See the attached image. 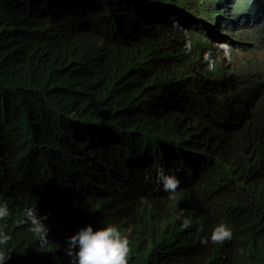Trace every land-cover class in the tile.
Returning <instances> with one entry per match:
<instances>
[{"label":"trees","instance_id":"obj_1","mask_svg":"<svg viewBox=\"0 0 264 264\" xmlns=\"http://www.w3.org/2000/svg\"><path fill=\"white\" fill-rule=\"evenodd\" d=\"M251 1L237 0V10ZM205 12L214 13L209 0H0L5 264H60L72 223L86 220L127 234L129 264H264V98L256 113L248 102L264 86V61L229 70L223 52H206L208 26L197 20ZM131 130L179 143L176 175L220 186L219 206L140 194L127 180L136 164L118 171L102 137ZM35 207L47 216L44 247L20 223ZM217 222L231 240L211 242Z\"/></svg>","mask_w":264,"mask_h":264},{"label":"clouds","instance_id":"obj_2","mask_svg":"<svg viewBox=\"0 0 264 264\" xmlns=\"http://www.w3.org/2000/svg\"><path fill=\"white\" fill-rule=\"evenodd\" d=\"M209 2L214 13L205 12L197 18L200 24L208 26L204 34L205 37L211 38L212 49L206 50V52H223V57L218 59L223 58V62L229 70H232L237 63L244 60L264 61V54L261 58H256L254 55L249 57L236 55V52L243 54L242 51L248 45L249 40L264 45V0H252L249 9L245 11L237 10V0H209ZM183 24L184 20L181 25ZM220 30L248 32L253 34L255 38L246 37L242 40H236L234 36H223L219 32ZM240 43H243V45L241 46ZM187 47L190 50V45H186ZM204 59L208 61L209 70H214L215 62L212 60L211 55L205 54ZM216 74L220 78L227 79L221 77L217 72ZM259 91L258 96L248 101L255 113L259 109V104H255L264 98L263 85L259 86ZM125 134L128 135H124L128 142L136 143L138 146L144 145L147 151L146 160L144 162L140 160L134 162L136 166L133 175L127 178L132 182L133 187L139 190L140 194L146 188H149L154 189L156 195L165 193L170 198H177L199 208L209 210L219 206L224 194L220 186L215 183L204 184L197 176L189 183L183 175H176L174 169L183 160L182 152L184 151L179 143L167 142L132 130L125 131ZM141 136H145L146 140H141ZM130 137H133L134 140ZM149 145H153V147L147 149ZM113 156L115 158L114 154ZM112 164L117 165L120 172L125 170L124 164L120 161L114 162L112 159ZM130 164H133V162H128L127 166ZM198 166L199 163H197ZM129 170L132 171L133 168L131 167ZM145 175L149 177V182L145 180ZM142 202L146 203L147 201L142 200ZM10 214L7 203L0 204V220H5ZM24 216L25 219L21 220L20 223H29V231L34 234L40 247H44L49 240V228L43 222L47 219V216H39L36 207L26 209ZM91 222V220H86L76 225L72 223L68 230L70 238L68 239L67 255L60 264H63L67 259L71 264H129L130 240L127 234L116 225L95 226ZM191 223V219H185L181 227L187 229L191 226ZM215 225L217 226L212 230L210 237L212 243L223 244L225 241L232 239L233 231L226 223L217 222ZM11 239L9 233L0 231V246H7ZM201 243L210 244V240L204 238ZM76 248H78V251ZM8 258L9 252L5 248H0V264H5ZM232 264H250V262L235 260Z\"/></svg>","mask_w":264,"mask_h":264},{"label":"rangeland","instance_id":"obj_3","mask_svg":"<svg viewBox=\"0 0 264 264\" xmlns=\"http://www.w3.org/2000/svg\"><path fill=\"white\" fill-rule=\"evenodd\" d=\"M242 52L243 54L240 52H236V55L239 57L243 55H245L246 57L254 55L256 58H261L264 54V45L249 40L248 45ZM97 133L100 135L99 131H97ZM102 137L105 139L106 145L108 146L110 151L115 155L113 161H120L124 164L125 169L128 162L134 163L138 160L144 162L146 160L145 155L147 151L144 145L138 146L136 143H130L124 138L121 133L118 132H110Z\"/></svg>","mask_w":264,"mask_h":264}]
</instances>
